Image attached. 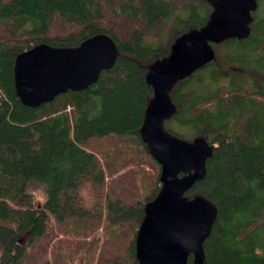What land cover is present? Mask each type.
<instances>
[{
  "label": "trees",
  "instance_id": "1",
  "mask_svg": "<svg viewBox=\"0 0 264 264\" xmlns=\"http://www.w3.org/2000/svg\"><path fill=\"white\" fill-rule=\"evenodd\" d=\"M255 1L248 36L211 45L214 59L169 92L164 130L211 147L185 194L217 210L202 264H264V0ZM210 13L204 0H0V264H136L142 207L159 189L138 133L152 96L144 77ZM99 34L118 55L94 84L37 108L18 101L19 53ZM30 183L43 188L39 208Z\"/></svg>",
  "mask_w": 264,
  "mask_h": 264
},
{
  "label": "water",
  "instance_id": "2",
  "mask_svg": "<svg viewBox=\"0 0 264 264\" xmlns=\"http://www.w3.org/2000/svg\"><path fill=\"white\" fill-rule=\"evenodd\" d=\"M204 1L211 8L206 23L175 39L168 55L149 65L144 77L152 96L138 133L159 168V189L142 207L133 239L136 264H187L189 256L193 264H202V244L216 219L217 210L209 200L185 195L204 178L211 147L199 137L178 138L164 130L163 124L174 114L169 92L175 83L214 59L211 45L248 36L256 1ZM117 55L114 44L103 34L75 48L33 46L14 59L16 98L26 107L37 108L59 95L84 90L113 66Z\"/></svg>",
  "mask_w": 264,
  "mask_h": 264
},
{
  "label": "rangeland",
  "instance_id": "3",
  "mask_svg": "<svg viewBox=\"0 0 264 264\" xmlns=\"http://www.w3.org/2000/svg\"><path fill=\"white\" fill-rule=\"evenodd\" d=\"M215 51L219 52V50H217V49ZM27 190L31 194V196L33 198V202L36 205V207H38V208L41 207L42 204H43V201H44V192H43L42 186H40L37 183H30V184L27 185ZM89 239H90L89 237H86L84 239V241L90 242ZM79 245L81 246L82 243L79 244ZM84 246H85V248L88 247L87 244H84Z\"/></svg>",
  "mask_w": 264,
  "mask_h": 264
}]
</instances>
